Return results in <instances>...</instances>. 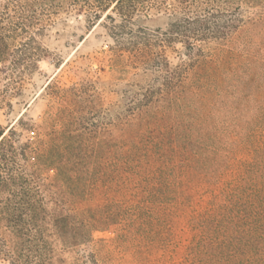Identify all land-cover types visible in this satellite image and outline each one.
I'll return each mask as SVG.
<instances>
[{"label":"trees","instance_id":"obj_1","mask_svg":"<svg viewBox=\"0 0 264 264\" xmlns=\"http://www.w3.org/2000/svg\"><path fill=\"white\" fill-rule=\"evenodd\" d=\"M61 10L157 77L106 117L94 81L50 80L38 120L0 125V258L98 264L85 248L112 230L135 264H264V0H0V110L29 97ZM150 15L166 29L135 23ZM172 44L188 63L169 65Z\"/></svg>","mask_w":264,"mask_h":264},{"label":"rangeland","instance_id":"obj_2","mask_svg":"<svg viewBox=\"0 0 264 264\" xmlns=\"http://www.w3.org/2000/svg\"><path fill=\"white\" fill-rule=\"evenodd\" d=\"M81 15L80 12L61 10L60 19L41 37L47 53L38 61L37 69L30 76L25 91L29 97L14 99L11 110H0V125L3 128H7L24 111L28 118L38 120L48 110L47 99L37 97L50 80L60 86H70L84 80L94 81L101 117L117 113L130 95L155 81L157 74L154 70L158 61H131L127 53L110 59L109 52L105 50L113 41L106 28L102 24L88 26ZM135 20L140 27L150 31L159 28L160 32L166 29L170 21L164 15H150ZM213 46L211 44L206 49H212ZM164 49L171 67L188 63L181 44H172ZM101 121L104 120L101 118ZM92 235L95 240L106 241L104 245L90 243L85 248L88 252H95L98 264H135L131 256L114 249L109 243L115 238L112 230L94 231ZM81 256V251L62 252L59 255L63 264H80L83 261ZM0 264L9 263L0 258Z\"/></svg>","mask_w":264,"mask_h":264}]
</instances>
